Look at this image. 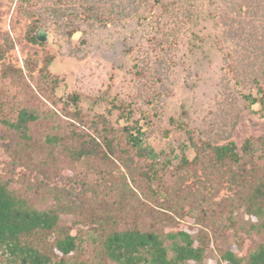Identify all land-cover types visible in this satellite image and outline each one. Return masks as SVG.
Segmentation results:
<instances>
[{"label":"rangeland","instance_id":"rangeland-1","mask_svg":"<svg viewBox=\"0 0 264 264\" xmlns=\"http://www.w3.org/2000/svg\"><path fill=\"white\" fill-rule=\"evenodd\" d=\"M144 1L140 16L128 9L133 0H91L97 12L114 11L103 23L81 1L0 0V176L40 208L67 206L61 223L81 235L87 264H118L88 237L106 223L187 230L207 263L226 249L248 254L264 228L231 181L237 165L209 152L191 161L194 141H235L242 154L250 139L259 148L241 161L264 166V0ZM34 26L48 39L31 41ZM47 57L60 78L53 90L42 77ZM24 107L39 114L27 136L6 123ZM137 127L158 154L151 185L152 160L128 139ZM84 141L101 154L75 157ZM262 178L248 174V186Z\"/></svg>","mask_w":264,"mask_h":264},{"label":"trees","instance_id":"trees-1","mask_svg":"<svg viewBox=\"0 0 264 264\" xmlns=\"http://www.w3.org/2000/svg\"><path fill=\"white\" fill-rule=\"evenodd\" d=\"M73 1L74 3L81 1L82 5L84 2L85 13L94 20H101L103 23L113 20L114 11L97 12L91 0ZM145 4L147 1L133 0L132 4L128 5V9L131 14L142 16L141 9ZM74 9L71 10L75 13ZM56 10L59 12L65 9L56 7ZM196 12L198 15V11ZM76 16L80 18V8L76 11ZM72 27L69 34L77 30L76 26L72 25ZM35 30L36 26L30 29V39L39 43ZM50 62L51 57H47L42 67V77L47 85H51V90H53V87L58 85L60 78L55 77L49 71ZM30 70L32 71L34 68ZM249 96L252 98L251 103L260 99L254 97L252 93H249ZM71 100L77 101V95L72 94ZM38 117L39 114L34 109L24 107L18 111L13 121L7 120L6 123L18 130L21 135L27 136L29 123ZM136 130V133L128 132V139L139 154L152 160L150 166L144 171L145 178L151 185L153 179L160 176L157 167L158 154L150 145H143L144 133L140 127H137ZM50 139L58 141L59 137L51 136ZM90 139L96 141L94 137ZM194 146L197 154L191 162H197L202 156H205L206 152H209L216 163L237 165V170L230 167L232 169L230 172L231 181L243 189L245 188L242 201L246 204V211L261 221L255 226L264 228V166L258 171L255 167L248 168L241 161L247 155L254 156L255 150L259 147L254 148L250 139L245 141L242 154L235 141L224 144L197 143L194 141ZM108 147L111 148V144H108ZM71 153L75 157L101 154L88 143L85 144V141L80 147L72 149ZM102 155H108L107 151H103ZM260 156L264 157V149ZM188 162H190L188 158L183 155L181 164L187 165ZM252 172L255 174L263 172V178L253 187L248 186L247 179L248 174ZM66 208L67 206L62 203L56 207L40 208L32 203L26 195L15 189L9 179H3L0 176V263L87 264L79 255L83 249L81 235L71 232L69 227L61 223V213ZM88 234V237L94 240L93 243L98 244L101 254L118 264H264V243H260L245 255H239L231 249H226L222 253L221 261L216 263L204 262L206 251L204 244H197L195 236L184 229L161 233L154 230H143L141 227L117 228L106 223L104 226L100 225L97 231Z\"/></svg>","mask_w":264,"mask_h":264},{"label":"water","instance_id":"water-1","mask_svg":"<svg viewBox=\"0 0 264 264\" xmlns=\"http://www.w3.org/2000/svg\"><path fill=\"white\" fill-rule=\"evenodd\" d=\"M36 34H37L38 40L40 41L47 40L49 36V33L43 27H39Z\"/></svg>","mask_w":264,"mask_h":264}]
</instances>
